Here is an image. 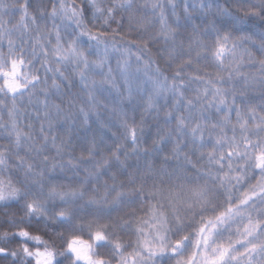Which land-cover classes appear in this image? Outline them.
<instances>
[{
	"label": "clouds",
	"instance_id": "clouds-1",
	"mask_svg": "<svg viewBox=\"0 0 264 264\" xmlns=\"http://www.w3.org/2000/svg\"><path fill=\"white\" fill-rule=\"evenodd\" d=\"M0 264H264V0H0Z\"/></svg>",
	"mask_w": 264,
	"mask_h": 264
}]
</instances>
